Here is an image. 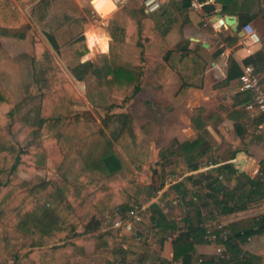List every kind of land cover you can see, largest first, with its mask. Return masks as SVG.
Wrapping results in <instances>:
<instances>
[{"label":"crops","instance_id":"0c3cea01","mask_svg":"<svg viewBox=\"0 0 264 264\" xmlns=\"http://www.w3.org/2000/svg\"><path fill=\"white\" fill-rule=\"evenodd\" d=\"M6 1L12 8L17 6L22 10L28 23H30L28 14L31 15L37 28H40L39 22L45 20L44 17L47 14L48 0H21L22 4L18 0ZM162 2L163 6L160 12L148 15V17L157 24V32L170 47H187L196 51L206 60L203 87L190 86L184 96H179L178 92L182 85L179 73L170 68H161V63L164 61V50L158 43L152 42L148 38H141L137 33L138 28H135L133 34L128 35L126 33L117 40L113 37L114 35H110L108 30L103 28L111 37L108 41V52L96 54L103 51L97 43L94 48H88L89 58L85 60L83 58L85 53L78 55L75 50V54L81 58H79V64L69 70L68 67L71 63L66 61L67 56L65 54L67 52L64 51L63 47L70 41L79 44V40L76 39L88 31V28L85 29V32L81 31L79 34L77 32L74 39L67 35L65 41L60 40L55 33L45 32L46 43L39 34L37 37L34 36L35 34L29 29V24L27 27H0V89L11 96L18 114V105L25 103L26 99H32V96H27V86L35 80L36 70L48 72L47 65L52 60L46 57V51L54 59L52 62H56L55 54L52 51L56 49L49 39V35H52L59 45V49L56 50L57 55L69 64L67 65L65 61H62L65 70L69 72L65 73L68 78L67 81L69 80L76 89L77 86L74 81L85 80L86 82L87 75L81 74L82 78L79 79L72 70H80L79 65L82 63L93 62L94 66L90 74L101 81L98 88L106 90L110 95L107 104H100L95 107V118L92 120L101 125L102 121L97 114L98 107H109L113 95L117 91L122 95L120 101L117 100L121 107H125L124 101L127 98V81L121 80L123 83L119 80L114 81L113 73L100 77L93 73L98 68L100 59L110 56L111 43L116 40V52L123 59H131L139 66H144L145 70L142 75L140 92L125 107L139 147L143 148V151L148 155L146 160L141 162L140 170L135 169L133 165L132 168L138 177L144 174L150 180L148 183L155 185L152 186L155 191L150 198H147L146 201L144 198H140V206L143 205L145 211L150 209L152 205H158L168 219L177 223V227L165 229L160 234L161 227L144 219L134 233L123 232L122 235L120 230L111 228L113 221L111 218L124 214L126 209L110 208L105 215V220H103L105 223L99 227V230L76 237L83 238L89 263L119 264L122 259L128 256L129 250H132L133 257L127 259L128 264H135L136 262L143 264H180V260L174 259V242L186 238L188 228L185 226L184 218L190 208L196 207L200 209L202 215L210 212L219 213L218 218L210 222L211 229L218 230L219 233H214L208 236L204 242L195 244L192 264H217L218 246L226 248L229 264H247L246 258L250 256H254L252 258L254 264H264V228L258 229L260 227H257L256 231L246 238L235 236L231 230V224L240 220L246 218L260 220L264 216V177H262L264 170L262 164L264 160V127L260 126L262 124L264 126V123L262 118L252 117L245 109V103L250 99V94L240 91L239 77L228 80L231 57L238 62L242 69L243 65L257 51H264V3L260 13L248 17L246 22L253 23L260 29L263 35L262 43L256 46H248L242 44L241 41L244 23H241L243 19L239 15H233L239 22L238 31H235L232 26V28L221 33L214 27L213 21L219 13L223 14V17L232 15L224 14L222 4L216 0L214 4H208V6L214 7V11L211 12H208L206 7L190 9L186 0H162ZM54 3L55 1H51L50 7L53 8ZM69 3L72 4V2ZM76 3L78 2L76 1ZM205 22L210 23L205 25ZM261 24H263L262 30ZM232 37L235 39H228ZM37 40L43 46L39 45ZM85 43L87 46V42ZM127 48L128 51L130 48L133 49V56L131 52L130 54L127 53ZM36 56H40L41 61L35 65L34 58ZM99 56L101 57L99 58ZM92 58H96V60ZM59 70L61 71L60 68ZM258 72L264 86V67ZM85 82L84 85L86 86L87 82ZM40 85L43 91H48L46 86L50 90H56L62 88L63 84L61 82L56 83L55 79L51 87L46 80H40ZM40 105L39 100L38 106L34 110L35 125L33 128H37L35 132L40 134L38 138L41 141L44 134L51 136L54 133H48L49 131H43L40 128ZM73 105L75 109L83 110L78 108L75 102ZM85 115L91 119L86 113ZM34 136L33 133H29L25 139L28 140ZM195 137H198V140L196 147L193 148L192 140ZM117 147L122 151L119 144ZM39 150L42 156H48L46 157L47 162L46 160L45 162L48 166H53L55 170L53 159L47 152V148L43 145L39 146ZM229 162L234 163L241 180L248 184L247 178H250L255 182L251 188L249 186L246 188V192L242 189L241 184L236 181L228 183L223 189H219L220 183L209 179L214 170ZM171 164L175 165L172 166ZM210 165L211 167H209ZM43 166L40 165L37 169L40 168L39 170L42 171ZM169 167H173L171 169L176 171L173 176H169L167 173ZM193 174L196 176L194 188L197 193L199 192V195L194 197L191 202H186L179 193L172 191V186L184 177ZM48 179L53 178L48 177ZM170 181H172L171 185L169 184ZM169 191H172V194L170 198L165 199L164 195ZM178 195L181 196V199L175 203ZM240 196L241 200L246 203L245 208H239L232 212H220L222 207L235 205ZM109 216L111 217L107 218ZM106 230L115 231L112 247L108 249L107 254L98 253L96 252V237ZM225 230H229L232 236L230 247L224 243ZM136 234L140 235L142 239L138 240ZM133 239H136L140 244L145 243L151 248V255L148 260H146L144 249H130L129 242ZM4 241L3 246L0 247V264L14 263V260L7 261L6 259V257L13 256L6 253ZM44 247L46 245L37 246V248ZM30 249L29 247L23 254L25 255ZM27 259L22 261L18 259V263L21 261L20 264H23Z\"/></svg>","mask_w":264,"mask_h":264},{"label":"trees","instance_id":"16d2710c","mask_svg":"<svg viewBox=\"0 0 264 264\" xmlns=\"http://www.w3.org/2000/svg\"><path fill=\"white\" fill-rule=\"evenodd\" d=\"M186 2L189 5L190 0ZM216 2L222 4L224 14L239 15L243 19L241 23L244 24L248 21V17L260 13L264 3L263 0H216ZM205 7L208 12L214 11L213 6ZM133 15V19L125 20L127 34H132L131 29L138 28L137 33L141 38H148L161 46L165 52L161 68L177 71L182 79L178 95L184 96L190 86L203 87L206 60L187 47H170L157 32V24L148 17L143 6L137 7ZM28 25V20L19 7L12 8L6 0H0V27L15 28ZM69 34L70 38L74 39L77 31L70 30ZM49 39L58 50L57 40L52 35H49ZM82 39H84L83 35L76 40ZM228 39L234 40L235 37ZM38 44L42 45L40 41ZM110 49V56L100 59L98 68L93 73L99 77L113 73L114 81L119 80L121 83H123L121 80L127 81V98L124 101L126 107L141 90L144 66H139L131 59H123L116 52V40L111 43ZM76 52L78 55L83 53L80 47L76 49ZM46 53V57L54 61L51 54L47 51ZM40 61V56L34 58L35 65ZM247 62H253L256 69L260 70L264 67V51H257ZM79 66L87 70L94 64L88 61ZM72 71L79 79L82 78L76 69ZM241 74L240 65L231 57L228 80L239 77ZM45 75L43 70H36L35 80L27 86V96L30 95L29 90L39 95L40 128L43 131H49L48 133H54L51 136H48L50 134L42 135L41 141L58 144L57 147H53L51 153L53 161L58 163L60 170L63 163L72 160L74 165L71 167V173L76 172V178H65L61 182L44 180L33 186L27 185V192L19 203L9 210L6 209L9 200L26 186V184L15 185L22 160L25 155H29V152L21 153L19 139L27 137L34 129L23 124L17 115L11 96L0 89V223L9 225L15 230L16 235L10 241L5 239V251L12 256H21L30 247L24 258L31 257L33 262L25 264H90L83 238L76 237L88 233L86 219L89 214L96 215L103 221L110 208L129 210L140 206V198L145 192L148 178L144 174L138 177L132 165L140 170L141 162L146 160L147 155L143 148L139 147L125 107L119 105V99L122 96L119 91L113 95L109 107H98L97 114L102 121L99 125L95 120L88 119L83 110L74 108L72 101L80 98V94L70 81L63 82L62 88L43 91L40 80L44 81ZM82 124L85 129L80 134L78 130ZM197 140L198 137L193 138V148L196 147ZM117 144L121 146L122 151L118 149ZM32 150L35 148L33 147ZM36 150L39 151V148ZM34 155L35 158L41 156L39 153ZM34 163L41 165L44 161L37 160ZM262 164L264 166V160ZM171 168L167 171L169 176L176 173ZM262 177H264V170ZM209 179L220 183L219 189H223L225 185L233 181L241 184L244 191L248 186L251 188L255 184L250 178H247L248 184L241 180L232 162L219 166ZM195 181L194 174L186 176L173 184L172 191L179 193L186 202H191L199 195L194 188ZM172 191L165 193V199L170 198ZM46 192H48L47 196ZM42 196H46V203L40 202ZM245 207L246 203L240 196L235 205L222 207L220 212H232ZM80 208L87 209L77 213ZM218 216L219 213L215 212L202 215L199 208H190L184 218L188 234L186 238L174 242V259L180 260V264H192L195 244L204 242L214 233H219L210 226V222L216 220ZM143 218L161 227L160 234L165 229L177 227V223L168 219L158 205H152L150 209L145 210ZM257 227L264 228V216L260 220L246 218L231 224L233 234L243 238L254 233ZM114 235V230L100 233L96 237V252L107 254L108 249L112 247ZM231 237L224 240L228 247L231 246ZM15 240L21 243L19 248L13 244ZM39 245H46V247L37 248ZM129 247L136 250L144 249L146 260L150 258L151 248L145 243L140 244L133 239L129 242ZM132 257L133 251L129 250L128 256L119 264H128L127 259ZM253 257H247L246 263L254 264Z\"/></svg>","mask_w":264,"mask_h":264},{"label":"rangeland","instance_id":"374dc122","mask_svg":"<svg viewBox=\"0 0 264 264\" xmlns=\"http://www.w3.org/2000/svg\"><path fill=\"white\" fill-rule=\"evenodd\" d=\"M51 1L52 2L55 1L53 8L50 7ZM76 1L78 3H76ZM48 2H49V7L47 9V14L44 17L45 20H41L39 22L40 28H37V26L35 25V23L33 22L31 18V15L28 14V19L30 20L29 29L33 32V34H35L34 36H37V34H39L40 38L44 39L45 41H46V37H45L46 35L44 34L45 32L55 33L56 36L60 40L65 41V38L68 37L67 35H70V34H67L68 30L77 31V32H81V31L85 32V29L87 28L88 30L95 31L97 34H100V35L107 34L109 37L110 35H114L113 37L116 38L117 40V38H120L121 36L127 33V27H126L127 25L125 24V20L133 19L134 10L139 6H143L141 5L142 4L141 0H130L128 4L122 6L121 8H116V10H114L108 16H102L94 8L93 6L94 0L92 1L93 5L90 3V0H48ZM69 2H72V4ZM73 2L75 3L73 4ZM251 24L254 28H256L261 38L263 39V35L260 29L257 28L253 23ZM261 26H262L261 27V30H262L263 24H261ZM103 28L107 29L110 35ZM133 32L134 30L131 29L132 34ZM83 36H84V39L80 40L79 44H77V42L70 41L71 43L68 42L63 47L64 51L67 52V54H65L67 58L65 59H67L66 61L71 63V65H69L68 62L64 60L67 63V65H69L68 67L69 70H71L72 67L75 68L76 64H79V61H80L79 58H81V56H77L75 54V50L77 48L80 47V50L84 52L85 55L89 54V49L85 43L86 42L85 33H83ZM108 50L106 52L99 51L96 54L107 53ZM132 50L133 49L130 48L128 51V48H127V53L130 54L131 52V55L133 56L134 52L132 53ZM52 51L55 54L56 62H52V61L48 62V65H47L48 72L46 73L45 76H43L44 80H46L47 84H49L50 87L52 84H54L55 79H56V83L61 82V84H63V82H66L68 78L66 77L65 73L66 74L69 73L67 70H65L66 68H64V64H63L64 61L61 60L60 57L57 55V51L56 50H52ZM101 56H99V58ZM93 60H96V58ZM59 68L61 69V71L59 70ZM79 69L80 70H77V71L80 74L87 75V78H86L87 83L85 82V80L79 81V82L74 81L79 91L80 98L75 99L72 102L73 103L75 102L78 108H82L85 111V113L91 119H93L95 118L96 105L107 104L110 100V97H109L110 95L107 93L106 90L104 91L98 88L101 81L98 78H95L93 77V75L90 74V72H92L91 70L92 68H88L87 70H85L83 67L79 66ZM84 82L86 83V86L84 85ZM58 86H61V85H58ZM46 88L49 91H51L48 86H46ZM29 94L32 95V99L31 98L26 99L25 103L20 104V106L18 105L19 112L17 115L22 120L24 125H26L27 127L33 128L35 125L34 123L35 111L34 110H36L38 106L40 97L39 95H35L34 91L32 90H29ZM33 129L34 131H32V133L35 135L34 138L32 137L33 139L32 138L28 140L25 138L19 139V143L22 147L21 153L29 152V155H25L22 160L20 173H19V176H18V179L15 185L22 186L23 184H26V186H24L25 187L24 189L20 190L14 197H12L9 200L6 206V209L8 210L16 206L19 203V201L22 199V197H24V195L27 192L26 191L27 185L33 186V185L38 184L40 181H44V180H53L56 182H61L65 178H69V177L71 179L76 178V172L71 173V167L74 165L72 160L68 161V163H63L60 170L58 168V163H56V161H53V165L55 166V170H56L55 171L53 166L51 167V165L48 166V164H46L47 162L46 157L48 156L45 157L41 155L35 158L34 154L36 153H39V155L41 154L40 150L39 151L36 150V148H39V146L44 145L47 148V152H49L51 155L53 147L54 146L57 147L58 144L52 143V142H47V143L43 141L41 142L40 139L38 138L40 134L35 132L37 128H33ZM84 129L85 127L82 125L78 131L83 132ZM33 147L35 148V150H32ZM155 156L156 154L153 157L155 158ZM37 160L44 161V164H41V165H44L43 166L44 171L39 170L40 168L37 169V167L40 166L34 163V162H37ZM49 171H51L52 173L50 174ZM48 177H52L53 179H48ZM147 180L148 182L150 181L149 179ZM152 186H155L154 183L146 184L145 192L141 196L142 198H144V201H146L147 198H150V196L153 194V191H155V189H153ZM45 195L47 196L48 192H46ZM46 196H42L41 201H40L41 203H46ZM87 208H84V209L80 208L77 210V213L86 211ZM110 217L111 216L107 218H110ZM104 223L101 219L99 220V218L96 215L89 214L86 219L88 233L99 230V227L103 225ZM14 231L15 230L12 229L9 225L0 223V247L3 246L2 243L5 239L10 241L11 238H15L16 235ZM121 234L123 235V233ZM13 244L19 248L21 243H19V241H16V242L13 241ZM6 259L7 261L10 259L14 260V263H11V264H20L22 260H25L24 254H22L21 256H13V257L9 256V257H6ZM18 259L21 260L19 261V263H18ZM30 262H33V259L31 257L28 258L25 263H30Z\"/></svg>","mask_w":264,"mask_h":264},{"label":"built area","instance_id":"2783aa9c","mask_svg":"<svg viewBox=\"0 0 264 264\" xmlns=\"http://www.w3.org/2000/svg\"><path fill=\"white\" fill-rule=\"evenodd\" d=\"M93 0H90L92 3ZM130 0H116L117 8L122 7L129 3ZM145 12L148 15H153L162 9L163 2L162 0H141ZM215 0H190L188 7L190 9H199L205 7L208 4H214ZM94 6V5H93ZM222 20V21H221ZM210 22H205V25H208ZM214 27L222 33V31L232 28V25L227 24L225 18H215L213 21ZM243 35L241 36L242 44L248 46H256L262 43V38L259 32L252 26L251 23H245L242 27ZM240 86L239 89L241 92H247L250 94V99L245 103V109L247 112L255 118H262L264 123V86L261 82V77L256 69L253 62H246L242 68V74L239 76ZM264 127L263 124L260 125ZM211 167V165L209 166ZM219 178H222V175H219ZM172 184V181L169 182ZM181 199V196L178 195L175 199L177 203ZM143 205L135 207L133 209L126 210L124 214L112 218L111 228L120 230L121 233H134L137 226L143 223ZM225 239L231 237L229 230L224 231ZM138 240L142 237L136 234ZM218 261L217 264H229L228 263V252L224 246L217 247ZM204 261V260H201ZM135 264H143L141 262H136Z\"/></svg>","mask_w":264,"mask_h":264},{"label":"clouds","instance_id":"9594fccd","mask_svg":"<svg viewBox=\"0 0 264 264\" xmlns=\"http://www.w3.org/2000/svg\"><path fill=\"white\" fill-rule=\"evenodd\" d=\"M94 8L102 16H108L117 8L116 0H94ZM86 42L89 49L94 48V46L99 43L103 51L108 50V41L110 37L107 34L100 35L95 31L88 30L85 32ZM89 55H85L84 59H88Z\"/></svg>","mask_w":264,"mask_h":264},{"label":"water","instance_id":"95a60500","mask_svg":"<svg viewBox=\"0 0 264 264\" xmlns=\"http://www.w3.org/2000/svg\"><path fill=\"white\" fill-rule=\"evenodd\" d=\"M217 16L219 18H222L223 17V14L219 13ZM224 18H225V21L227 22V24L232 25L233 28H234V30L235 31H238L239 22H238V20H237V18L235 16H233V15H226V16H224Z\"/></svg>","mask_w":264,"mask_h":264}]
</instances>
